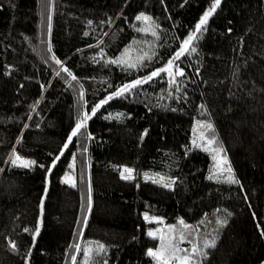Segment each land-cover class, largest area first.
Returning a JSON list of instances; mask_svg holds the SVG:
<instances>
[{"label":"trees","instance_id":"obj_1","mask_svg":"<svg viewBox=\"0 0 264 264\" xmlns=\"http://www.w3.org/2000/svg\"><path fill=\"white\" fill-rule=\"evenodd\" d=\"M214 2L0 0V264H164L162 226L193 264H264V0H221L173 59Z\"/></svg>","mask_w":264,"mask_h":264},{"label":"snow or ice","instance_id":"obj_2","mask_svg":"<svg viewBox=\"0 0 264 264\" xmlns=\"http://www.w3.org/2000/svg\"><path fill=\"white\" fill-rule=\"evenodd\" d=\"M221 3V0H215L214 4L211 6V8L206 11L204 13V15L202 16V18L200 19L199 23H197L195 25V32L188 37V39H186L183 43V46L181 47L180 51L176 53L175 57L173 59H178L181 55V53L185 52V51H192L194 52L196 49L194 47L190 48L189 49V45L191 44L192 40L195 38V34L198 33V32H201L202 30V26H205L209 20V18L212 16V14L214 13L215 9L220 5ZM137 21H142V22H145L146 24L152 20L151 17L149 16H146L144 15L143 13H141L140 15H138L136 18H135ZM138 31H141V32H146L148 31V28L145 27V28H140L138 29ZM152 35H156L155 31L152 32ZM57 63H60V61L57 60ZM111 63H121V64H126L128 67H135L136 65L135 64H132V63H129L128 61L124 60V59H121V60H113L111 61ZM173 68V60L170 59L168 61V66L165 67V68H161L159 70H156V71H153L148 77H145L143 78V80H136L134 82H132L131 84H128V85H124L123 87H121L120 89H118L113 95H110L107 100H104V101H101V104L100 105H97L95 108L92 109V112H91V115H95L97 109L102 105V104H106L108 102V100H111L113 98V96H123L125 95V93L127 91H130L132 88H135L137 86H139L141 83H146L148 80L152 79L153 77H156L158 75H160V73H167L169 76H172L174 78L175 75H179V76H183L184 73L182 70L180 71H177L175 73H173V71H171V69ZM65 72H68V69H64ZM57 75H59V73H57ZM68 75H71L70 72H68ZM72 79L75 80L76 77L75 76H72ZM82 95V94H81ZM91 115L89 114H85L84 118L81 119L75 126V129L73 130V132L71 133V135L69 136L68 138V142L70 143L71 142V139L73 136H76L78 135V133L80 132V129L84 126V121L87 120V119H90L91 118ZM202 128L206 127L208 129H211L212 128V125L211 124H205V125H201ZM201 138H203V134L201 135ZM195 143V141H194ZM207 143L209 145L211 144H214L215 141L214 139H209L207 141ZM65 148L67 147V144H65L64 146ZM208 149L205 148V151H207ZM213 151H218L217 149H213ZM216 157L214 156L213 159H215ZM21 158L16 155L14 159H12V163L13 164H16V161L20 160ZM57 159H59V157H57ZM35 161H22V163L19 165V166H22V167H25V168H28L32 165H35ZM55 166V162H53V165L52 167ZM229 172H231V169L229 168L228 169ZM125 173H127V175H125ZM133 169L131 168H124L123 171L121 172V177L123 179H126V180H132L134 179L133 175ZM213 177L210 176L209 179H212ZM228 181L230 183H239L238 180H235L231 175H229L227 177ZM163 181V178H160V181H156V182H162ZM174 183V181H173ZM165 187H169L170 185L168 183H165L164 184ZM147 219V217H146ZM180 223L182 225H184V221L181 220ZM185 227H189L188 225H184ZM170 232L172 231V229L169 230ZM149 235H152V233L150 232ZM161 240H163V237L160 238ZM175 239V237H172L170 239V242H169V245H168V248L170 249V259H174L176 261H179V264H193V260H194V257H196L197 255L201 254V249L198 247L197 244L193 243V246L190 250V253L189 254V249H179L172 241ZM181 240L184 239V236L181 235L180 237ZM215 245V242L214 241H206L205 242V247H214ZM13 248H15V245L13 244L12 245ZM100 250L102 251L103 250V246H99ZM163 250H164V245L161 244V249L158 250V251H153L152 249H149L148 250V255L149 256H152V257H155L157 259H159L163 253ZM178 252H183L184 255H177ZM164 264H168V260H165L164 261Z\"/></svg>","mask_w":264,"mask_h":264},{"label":"rangeland","instance_id":"obj_3","mask_svg":"<svg viewBox=\"0 0 264 264\" xmlns=\"http://www.w3.org/2000/svg\"><path fill=\"white\" fill-rule=\"evenodd\" d=\"M174 66V63H173ZM210 131V129L208 128H202L201 131L199 132V136L201 140H204L206 143L209 139H211L210 137L207 136V133ZM203 134V138H201V135ZM208 144V143H207ZM212 145V144H211ZM22 161H24L23 159L18 160V163H22ZM74 172V171H73ZM63 180L69 184H74L75 182V178H74V174L69 171L67 172V174L63 177ZM172 229V231L170 232L169 230ZM177 230H174L172 227H168V226H162L161 230H160V237H163L162 240V244L164 245V250L162 253V256L160 257V260L162 262H164L165 260H168V264H179V261H176L174 259H170V249L168 248L170 239L172 237H175V239L172 241L179 249H181V247H179L182 243L187 242L189 244V233L186 232L183 236L184 239L181 240V234H176ZM187 237V238H186ZM188 246V245H187ZM179 253H177L178 255Z\"/></svg>","mask_w":264,"mask_h":264}]
</instances>
